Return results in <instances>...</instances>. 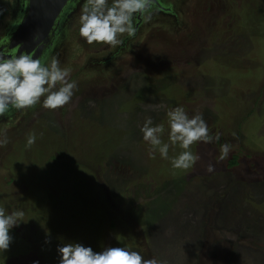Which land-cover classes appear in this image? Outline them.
Instances as JSON below:
<instances>
[{
	"label": "rangeland",
	"instance_id": "obj_1",
	"mask_svg": "<svg viewBox=\"0 0 264 264\" xmlns=\"http://www.w3.org/2000/svg\"><path fill=\"white\" fill-rule=\"evenodd\" d=\"M19 1L0 0V12L14 14ZM163 1L173 12L152 10L125 47L67 41L68 66L88 70L69 78L71 102L32 107L0 152V207L25 213L0 264H58L57 245L69 241L166 264H264V0ZM83 2L68 23L75 33ZM111 54L115 66L98 64ZM176 106L221 134L192 145L200 159L188 170L153 158L140 132L152 117L168 142Z\"/></svg>",
	"mask_w": 264,
	"mask_h": 264
},
{
	"label": "clouds",
	"instance_id": "obj_2",
	"mask_svg": "<svg viewBox=\"0 0 264 264\" xmlns=\"http://www.w3.org/2000/svg\"><path fill=\"white\" fill-rule=\"evenodd\" d=\"M154 6L155 0H111V3L109 0H84L78 15L79 36L88 45L95 43L116 48L123 44L122 37L135 36V17L139 15L149 19ZM38 39L39 33H36L33 40ZM69 77L70 70L62 68L55 56L42 61L28 51L17 54L0 51V117L37 104L48 110L64 107L71 102L77 88V82ZM166 115L168 142L162 140L164 126L154 125L152 117H146L140 126L142 138L151 146L153 158L158 151L162 159L170 161L172 168L191 169L200 159L199 154L192 151V145L218 141L221 134H210L209 126L199 111L190 115L183 106H176L168 109ZM7 142L6 132L0 128V147ZM35 142L36 135L29 134L25 147L30 148ZM177 145L181 151L170 157V147ZM230 151V144H221L219 160H225ZM214 170L210 163L207 171ZM24 215L22 210L9 212L0 207V253L9 250L14 239L10 230L24 221ZM57 252L58 264H166L154 256L146 258L136 250L121 246H106L101 251H94L91 246L69 241L58 244Z\"/></svg>",
	"mask_w": 264,
	"mask_h": 264
},
{
	"label": "flooded vegetation",
	"instance_id": "obj_3",
	"mask_svg": "<svg viewBox=\"0 0 264 264\" xmlns=\"http://www.w3.org/2000/svg\"><path fill=\"white\" fill-rule=\"evenodd\" d=\"M79 2L80 0H71L68 3V5L62 11L61 15L58 17L51 35L43 43H41V45L38 46L36 51L32 53L35 57L41 59L42 61H47L51 57L55 56L59 59L62 68H68L70 70L73 69V66H68L66 62L67 53L64 51V48L69 39H77L78 41H80L81 39L79 33H75L76 31H74V27L77 26L76 21L74 20V23L72 24V29L68 26V23L71 21L72 15L77 13L76 4ZM109 3H111V0H109ZM26 5L27 0H20L16 12L8 17H6V10L0 12V20L3 22V25L7 26L5 30L0 31V51L5 52V54L18 53V46H12L11 40L24 17ZM153 10H159L161 12L168 13L173 12V9L168 6V4H166L163 0H155V6ZM136 17V27L138 32V28L143 23L144 18L139 15H137ZM125 40L128 43L130 39L125 37L123 40L124 42L122 44V47H125ZM112 57H114V54L110 55V61H104L98 64L100 66H107V68L115 66V59H117L118 57H116L115 59H112ZM84 71L88 70L84 67L75 68L73 69V73L70 74V77L73 76L76 80H78L81 78L82 75H84ZM113 76L114 75L109 76L107 74L106 77H109L111 79ZM73 77L71 78V80H75ZM31 109L32 107L21 111L13 110L7 116L0 117V128L5 130L8 141L6 145L0 147V152L3 150V148L5 149L9 145H14L16 143V134L18 135L23 130L22 125H25L28 118L27 115L24 114L30 112ZM30 118L31 116L29 115V119ZM31 121L32 119L30 120V122Z\"/></svg>",
	"mask_w": 264,
	"mask_h": 264
},
{
	"label": "water",
	"instance_id": "obj_4",
	"mask_svg": "<svg viewBox=\"0 0 264 264\" xmlns=\"http://www.w3.org/2000/svg\"><path fill=\"white\" fill-rule=\"evenodd\" d=\"M71 0H27L24 17L14 33L11 45L18 52L33 53L52 33L58 17ZM39 33V39L33 36Z\"/></svg>",
	"mask_w": 264,
	"mask_h": 264
},
{
	"label": "trees",
	"instance_id": "obj_5",
	"mask_svg": "<svg viewBox=\"0 0 264 264\" xmlns=\"http://www.w3.org/2000/svg\"><path fill=\"white\" fill-rule=\"evenodd\" d=\"M205 52H206V51H205ZM173 85H174V84H173ZM141 94H142V93H141ZM236 162H237V161H236V157H235V158L231 161V164H232V165H235ZM232 228H233V227H232ZM232 228H231V230L234 229V228H233V229H232ZM39 238H40V237H38V239H39Z\"/></svg>",
	"mask_w": 264,
	"mask_h": 264
}]
</instances>
